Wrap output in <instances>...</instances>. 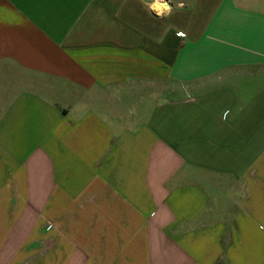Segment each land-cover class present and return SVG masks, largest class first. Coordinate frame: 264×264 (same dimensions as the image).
<instances>
[{"label": "crops", "instance_id": "0c3cea01", "mask_svg": "<svg viewBox=\"0 0 264 264\" xmlns=\"http://www.w3.org/2000/svg\"><path fill=\"white\" fill-rule=\"evenodd\" d=\"M246 1L0 0V264H264Z\"/></svg>", "mask_w": 264, "mask_h": 264}, {"label": "rangeland", "instance_id": "374dc122", "mask_svg": "<svg viewBox=\"0 0 264 264\" xmlns=\"http://www.w3.org/2000/svg\"><path fill=\"white\" fill-rule=\"evenodd\" d=\"M178 2H179V0H176V3H178ZM233 2H234V4L237 3V2H239L238 4H240V5H248V4L251 3V2H247L246 0H233ZM229 6H230V8H232V4L231 3H230ZM254 6H255V8L257 10L258 9V6H259V3L258 2H254ZM189 9L192 10L193 8H189ZM227 12L229 13V11H226L225 12L226 15L229 16ZM243 30H244V33L246 35H249L250 34V33L247 32V28L246 27H244ZM248 31L251 32V28ZM255 35L258 37L257 40H259V41H256V43H257V49L261 50L262 53H264V16H263V18H261L257 22V29H256V32H255ZM248 47H249V44H246L245 48L248 49ZM247 81H249V80L248 79L244 80V85L245 86L246 85L247 86H250V83L247 82ZM260 82L261 83H264V78H261Z\"/></svg>", "mask_w": 264, "mask_h": 264}, {"label": "clouds", "instance_id": "9594fccd", "mask_svg": "<svg viewBox=\"0 0 264 264\" xmlns=\"http://www.w3.org/2000/svg\"><path fill=\"white\" fill-rule=\"evenodd\" d=\"M178 7H183V5H182V4H180V5H178Z\"/></svg>", "mask_w": 264, "mask_h": 264}]
</instances>
